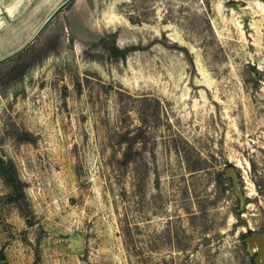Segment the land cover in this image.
I'll list each match as a JSON object with an SVG mask.
<instances>
[{
    "label": "rangeland",
    "instance_id": "1",
    "mask_svg": "<svg viewBox=\"0 0 264 264\" xmlns=\"http://www.w3.org/2000/svg\"><path fill=\"white\" fill-rule=\"evenodd\" d=\"M248 233H264V0H0L9 264H255Z\"/></svg>",
    "mask_w": 264,
    "mask_h": 264
},
{
    "label": "water",
    "instance_id": "2",
    "mask_svg": "<svg viewBox=\"0 0 264 264\" xmlns=\"http://www.w3.org/2000/svg\"><path fill=\"white\" fill-rule=\"evenodd\" d=\"M230 8L238 12H242L237 4H230ZM227 174L232 178L233 185H237V170L233 167L227 169ZM245 244L247 245L250 252H256L255 264H264V233L253 234L252 236L245 239Z\"/></svg>",
    "mask_w": 264,
    "mask_h": 264
},
{
    "label": "trees",
    "instance_id": "3",
    "mask_svg": "<svg viewBox=\"0 0 264 264\" xmlns=\"http://www.w3.org/2000/svg\"><path fill=\"white\" fill-rule=\"evenodd\" d=\"M128 163V161H126V164ZM11 178V177H10ZM11 183H12V187H13V190L18 192V193H21L22 195V192H23V189L21 187V183L18 179L16 178H11ZM245 235H243V238H244ZM124 241L126 243V245L128 246L129 245V236L128 234L126 233V229H124ZM138 263H143L142 260L138 261ZM0 264H9L5 258V255H4V251L2 250L0 252Z\"/></svg>",
    "mask_w": 264,
    "mask_h": 264
},
{
    "label": "flooded vegetation",
    "instance_id": "4",
    "mask_svg": "<svg viewBox=\"0 0 264 264\" xmlns=\"http://www.w3.org/2000/svg\"><path fill=\"white\" fill-rule=\"evenodd\" d=\"M253 234H255V233H248L247 236L245 235L243 241H245L246 238L252 236ZM244 243H245V242H244ZM256 256H257V253L255 254V257H256Z\"/></svg>",
    "mask_w": 264,
    "mask_h": 264
}]
</instances>
